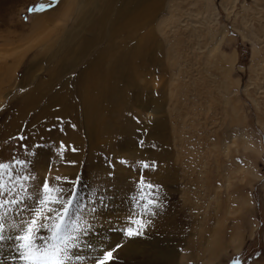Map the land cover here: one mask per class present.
I'll use <instances>...</instances> for the list:
<instances>
[{"label":"rangeland","instance_id":"1","mask_svg":"<svg viewBox=\"0 0 264 264\" xmlns=\"http://www.w3.org/2000/svg\"><path fill=\"white\" fill-rule=\"evenodd\" d=\"M164 2L145 31L159 64L137 71L136 85L118 65L113 95L86 111L79 79L97 49L69 65L82 38L78 15L62 16L69 1L0 0V163L28 160L35 177L27 208L4 209L0 264H22L8 225L30 216L45 181L79 193L69 264L109 251L106 264H264V0ZM41 11L51 12L33 27Z\"/></svg>","mask_w":264,"mask_h":264},{"label":"bare ground","instance_id":"2","mask_svg":"<svg viewBox=\"0 0 264 264\" xmlns=\"http://www.w3.org/2000/svg\"><path fill=\"white\" fill-rule=\"evenodd\" d=\"M69 7H62V16L77 14L78 16L73 20L74 26L77 28L78 25L81 27L82 38L79 37L73 40L74 46L79 43V48L76 51V56L72 60L73 65L80 56L86 55L88 50L97 49L93 59L89 62L88 67L81 72V78L79 79L80 89L83 91L82 103L86 107V111H93L98 107L99 109L103 105L105 97L113 95L110 89V82L113 75L115 74L116 67L123 64H128L131 67V72L126 75L125 79L127 82H133L136 85L135 74L141 68L146 69L148 63L159 64L161 58L154 53L156 47V40L153 35L145 33L147 24L153 17H156L157 12L164 6V0H68ZM74 3V4H73ZM80 3V5H78ZM73 4V6H72ZM72 8H71V7ZM79 10V11H78ZM51 11H41L38 17L35 19L33 27L41 26L45 21L39 17L41 14L47 15ZM80 12V13H79ZM150 24V23H149ZM148 24V25H149ZM32 27V28H33ZM45 27V24H44ZM34 29V28H33ZM142 29L141 37L133 38L131 32ZM30 30V29H29ZM86 33H93V37H86ZM123 36L122 41H118V37ZM116 37V40H114ZM131 39V46L125 49V52L118 54L119 51H114V47L124 45V41ZM107 42V44L100 48L101 43ZM126 44V43H125ZM69 51H73V47L68 48ZM109 58L110 62L104 65V61ZM138 61V64H135ZM67 60L62 61V66L68 65ZM99 63L101 70H104V74L101 76L97 73L95 66ZM148 70V69H146ZM50 80L48 83L53 84L52 81L56 78L55 72H51ZM102 77L106 81V91L98 90L96 80H101ZM131 80V81H130ZM79 86V85H78ZM101 97V98H100ZM43 98V97H42ZM36 99V98H35ZM100 99V101H99ZM154 107L159 111L160 103L152 100ZM52 103V102H51ZM21 106V105H20ZM19 106V107H20ZM92 108V109H87ZM18 111V110H17ZM91 128H94L99 124V120L96 122L85 121ZM7 125V124H6ZM67 126V125H66ZM9 128V129H8ZM3 129V128H2ZM14 128L12 123L7 125L2 131L1 135H7L13 132ZM8 132V133H7ZM95 133L91 131V135ZM122 205V204H121ZM18 219V217H17ZM10 224V222H9ZM8 230V229H7ZM6 230V232H8ZM13 231V230H12ZM11 231V232H12ZM9 240V239H7ZM1 245V244H0ZM3 245V244H2ZM5 245V244H4ZM17 260V259H16ZM19 261V260H17ZM147 264H153L152 262L146 261ZM106 264V263H105Z\"/></svg>","mask_w":264,"mask_h":264},{"label":"snow or ice","instance_id":"3","mask_svg":"<svg viewBox=\"0 0 264 264\" xmlns=\"http://www.w3.org/2000/svg\"><path fill=\"white\" fill-rule=\"evenodd\" d=\"M19 139L24 140L26 137L20 136ZM30 167L28 160L15 158L10 164L0 163V197H8L0 201V213H2L0 215V241L6 239L3 233L6 229L5 217L8 212L4 209L11 206L14 210L19 205H24L21 211L27 208L25 201L31 198V182L35 179ZM5 174H7L6 182ZM149 187L153 186L149 185ZM78 195L75 185L70 194H65L63 189L53 188L49 182L45 181L40 189V195L35 198L36 207L31 209L30 216L26 218L18 213L19 222H15V217L13 218V222L8 227L18 230V234L7 238L15 239V249L22 264H69L73 259L71 250L77 246L74 243L76 224L70 219V213L78 202ZM158 203L156 200L149 199L146 207L158 206ZM45 209L46 214L42 211ZM140 234L132 228L126 230V235L129 237ZM112 256L111 251L107 252L99 264H105ZM16 258L12 257L14 260Z\"/></svg>","mask_w":264,"mask_h":264}]
</instances>
